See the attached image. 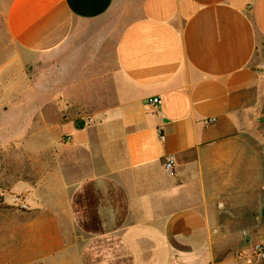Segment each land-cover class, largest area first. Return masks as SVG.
<instances>
[{
    "label": "crops",
    "instance_id": "0c3cea01",
    "mask_svg": "<svg viewBox=\"0 0 264 264\" xmlns=\"http://www.w3.org/2000/svg\"><path fill=\"white\" fill-rule=\"evenodd\" d=\"M263 66L264 0L4 3L0 148L29 139L34 173L11 188L27 209H0V264H110L78 232L130 264H260L264 146L244 113ZM88 186L100 230L76 212Z\"/></svg>",
    "mask_w": 264,
    "mask_h": 264
},
{
    "label": "rangeland",
    "instance_id": "374dc122",
    "mask_svg": "<svg viewBox=\"0 0 264 264\" xmlns=\"http://www.w3.org/2000/svg\"><path fill=\"white\" fill-rule=\"evenodd\" d=\"M7 1L0 0V19L3 5ZM244 118L246 120V129L259 141L260 145L264 146V90L261 92L256 106L244 113ZM28 140L21 138L19 142L17 141L15 144L11 143L8 146L9 150L6 152H3L0 148V209L26 210L14 204V198L17 196L24 198L25 192L16 193L11 188L20 179H27L29 174L34 173L32 162H29L27 157ZM38 163L37 161L34 163L36 169H38ZM113 196L116 200L119 195L114 193ZM5 199L10 200V205L9 202L7 205L4 204ZM119 200L122 201V197L118 198ZM75 241H78L80 246L82 245L84 257L87 259L97 258L110 264H130L127 259H117L121 255L118 249L114 251L107 250L108 246L115 242V238L112 236H109V238L103 235L97 237V233L96 235H91L78 232L75 234ZM259 263L264 264V260H260Z\"/></svg>",
    "mask_w": 264,
    "mask_h": 264
},
{
    "label": "trees",
    "instance_id": "16d2710c",
    "mask_svg": "<svg viewBox=\"0 0 264 264\" xmlns=\"http://www.w3.org/2000/svg\"><path fill=\"white\" fill-rule=\"evenodd\" d=\"M118 202H120L119 205H121V207H124L121 200ZM75 203L77 208L76 212L80 216L83 226L87 229L91 227L94 230H100V219L97 215L99 197L93 187L88 186L85 190L84 196L82 197L81 195H78Z\"/></svg>",
    "mask_w": 264,
    "mask_h": 264
},
{
    "label": "built area",
    "instance_id": "2783aa9c",
    "mask_svg": "<svg viewBox=\"0 0 264 264\" xmlns=\"http://www.w3.org/2000/svg\"><path fill=\"white\" fill-rule=\"evenodd\" d=\"M262 70L264 71V66L262 67ZM160 99L159 98H150L147 100V105L157 107L160 105ZM215 122V119H209L205 122L206 125H210ZM175 165V158L173 155H168L165 160V169L167 172L172 173L174 170ZM14 204L18 207H21L23 209H27V205L25 203V200L21 196H17L14 198ZM253 255L259 259L264 260V245L257 244L253 248Z\"/></svg>",
    "mask_w": 264,
    "mask_h": 264
}]
</instances>
